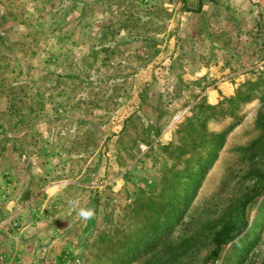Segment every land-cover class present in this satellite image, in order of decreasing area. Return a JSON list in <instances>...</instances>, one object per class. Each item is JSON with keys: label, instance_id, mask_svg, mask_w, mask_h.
Masks as SVG:
<instances>
[{"label": "rangeland", "instance_id": "374dc122", "mask_svg": "<svg viewBox=\"0 0 264 264\" xmlns=\"http://www.w3.org/2000/svg\"><path fill=\"white\" fill-rule=\"evenodd\" d=\"M0 225V264H264V0H0Z\"/></svg>", "mask_w": 264, "mask_h": 264}, {"label": "crops", "instance_id": "0c3cea01", "mask_svg": "<svg viewBox=\"0 0 264 264\" xmlns=\"http://www.w3.org/2000/svg\"><path fill=\"white\" fill-rule=\"evenodd\" d=\"M64 186H66V185H64L63 182H57V180H55V179L53 181L49 180L47 182L46 187H44V193H46L47 197H49V198L53 197V196H56L57 193L60 192L63 189ZM14 204H15V201L9 200L7 209L12 208V210H14V209H18L19 206L20 207L22 206V205L14 206ZM13 206L15 208H13ZM54 210H56V209L54 208ZM14 212H17V210L14 211ZM10 217L17 219L21 223L20 218L17 217V213H13ZM0 226H2V225H0ZM2 240H3V238L0 236V254L1 253L9 254V253H11V252H13V251H15L17 249V247H15L14 245H12L10 247L9 246H3V243L5 245V242H3Z\"/></svg>", "mask_w": 264, "mask_h": 264}, {"label": "clouds", "instance_id": "9594fccd", "mask_svg": "<svg viewBox=\"0 0 264 264\" xmlns=\"http://www.w3.org/2000/svg\"><path fill=\"white\" fill-rule=\"evenodd\" d=\"M93 214H94L93 210H91V209H87V210L81 209L80 212H79V215L85 220H87L90 217H92Z\"/></svg>", "mask_w": 264, "mask_h": 264}, {"label": "trees", "instance_id": "16d2710c", "mask_svg": "<svg viewBox=\"0 0 264 264\" xmlns=\"http://www.w3.org/2000/svg\"><path fill=\"white\" fill-rule=\"evenodd\" d=\"M219 237H220V235H217V237H216L217 242H218V243H217V246L220 245V243H221V241H222V240H221V241L219 240Z\"/></svg>", "mask_w": 264, "mask_h": 264}]
</instances>
